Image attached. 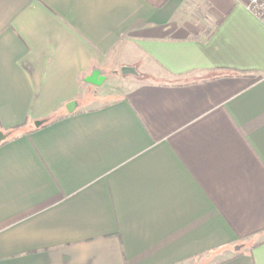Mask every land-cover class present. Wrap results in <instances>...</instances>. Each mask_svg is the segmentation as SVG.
<instances>
[{
    "label": "crops",
    "instance_id": "obj_1",
    "mask_svg": "<svg viewBox=\"0 0 264 264\" xmlns=\"http://www.w3.org/2000/svg\"><path fill=\"white\" fill-rule=\"evenodd\" d=\"M246 10L0 0V264H264V25ZM126 66L120 99L80 109L93 71Z\"/></svg>",
    "mask_w": 264,
    "mask_h": 264
},
{
    "label": "rangeland",
    "instance_id": "obj_2",
    "mask_svg": "<svg viewBox=\"0 0 264 264\" xmlns=\"http://www.w3.org/2000/svg\"><path fill=\"white\" fill-rule=\"evenodd\" d=\"M134 75H124L121 69L106 72V80L102 85L90 86L88 93L79 95V107L90 108L120 99L130 84L126 80L133 79Z\"/></svg>",
    "mask_w": 264,
    "mask_h": 264
},
{
    "label": "water",
    "instance_id": "obj_3",
    "mask_svg": "<svg viewBox=\"0 0 264 264\" xmlns=\"http://www.w3.org/2000/svg\"><path fill=\"white\" fill-rule=\"evenodd\" d=\"M122 73L124 75H129V74L137 75V71L135 68H132V67L130 68L127 66L122 67ZM85 80H86V83H89L94 86H99L104 83V81L106 80V77L102 74L100 70H95ZM76 106H77V102H72L68 105L67 109L70 113H73L75 111L74 108H76ZM35 124L36 126H40L41 122H36ZM5 136L6 135L0 131V143L4 141V139H6Z\"/></svg>",
    "mask_w": 264,
    "mask_h": 264
},
{
    "label": "built area",
    "instance_id": "obj_4",
    "mask_svg": "<svg viewBox=\"0 0 264 264\" xmlns=\"http://www.w3.org/2000/svg\"><path fill=\"white\" fill-rule=\"evenodd\" d=\"M264 25V0H236Z\"/></svg>",
    "mask_w": 264,
    "mask_h": 264
},
{
    "label": "trees",
    "instance_id": "obj_5",
    "mask_svg": "<svg viewBox=\"0 0 264 264\" xmlns=\"http://www.w3.org/2000/svg\"><path fill=\"white\" fill-rule=\"evenodd\" d=\"M43 124H45L44 122H42ZM15 130V129H14ZM12 132L13 131H8V135H10V134H12ZM254 248V247H253ZM239 254H242L241 252H237L234 256H232V257H236V256H238ZM221 262H224L223 260L222 261H220V263ZM219 262H218V264H220Z\"/></svg>",
    "mask_w": 264,
    "mask_h": 264
}]
</instances>
